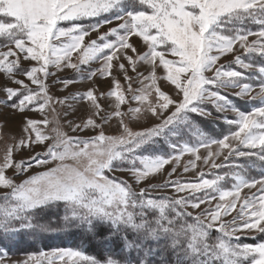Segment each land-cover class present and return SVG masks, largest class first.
I'll list each match as a JSON object with an SVG mask.
<instances>
[{"label": "snow or ice", "instance_id": "obj_1", "mask_svg": "<svg viewBox=\"0 0 264 264\" xmlns=\"http://www.w3.org/2000/svg\"><path fill=\"white\" fill-rule=\"evenodd\" d=\"M0 76V112L21 118L18 136L0 123V264H264V174L248 175L264 170V0H0ZM206 105L234 130H202ZM185 155L197 182L171 179ZM201 164L229 171L208 179ZM69 230L99 255L10 258L22 234Z\"/></svg>", "mask_w": 264, "mask_h": 264}, {"label": "rangeland", "instance_id": "obj_2", "mask_svg": "<svg viewBox=\"0 0 264 264\" xmlns=\"http://www.w3.org/2000/svg\"><path fill=\"white\" fill-rule=\"evenodd\" d=\"M85 24H87L88 22L85 21L84 22ZM111 26H115V23H113V25ZM249 28H251L252 30H258L259 26H247ZM106 29H101V31H105ZM91 38H95V34L92 35ZM250 40L251 39H254V37H250L249 38ZM240 54H242V50L240 51ZM260 58V57H256V62L259 63L257 61V59ZM234 57L232 54H228L227 56L225 57H222L221 58V61L219 63L221 64H228L230 61H233ZM95 66V65H93ZM231 67L234 68L235 70H238V71H244L243 69H240L237 65H235L234 63L231 64ZM62 76L64 77H73V78H76L75 75L73 73H71V71H66L64 73L61 74ZM246 75H249V73H246ZM4 82V78L2 76H0V83H3ZM48 83L51 84L52 83V80L51 78H49L48 80ZM58 87L59 86H56V87H53L51 89L52 91V94L55 95V96H62V95H65L66 93H62L60 91H58ZM84 87L85 85H81L79 83H77L76 85H73L71 88H70V91L72 92H76V91H83L84 90ZM109 88V85L108 83H101V91H107ZM233 91H236V90H226L224 92V94H227L229 95L230 99L232 100L231 97H235L233 95H231V93ZM233 101V100H232ZM234 103V102H233ZM256 106H259V101H252V102H249L245 108L241 109V110H245V111H250L253 107H256ZM206 107L208 108L209 111H212V113H216L214 111V109L212 108L211 105H206ZM58 112H61L62 110L61 109H57ZM28 115L32 116L33 118L35 119H41V116L39 113H36V112H30L28 113ZM216 115H219L216 113ZM224 115H228L229 117H233L234 114L229 112V113H226ZM85 116V110L83 107H79V110L72 114V115H69L67 117H64L62 114L60 115V121H61V124H65V121L66 120H77L79 121L80 119H82L83 117ZM215 117L217 116H214L212 118H209V119H216ZM222 120V119H221ZM7 122L5 124V127L3 129L4 133H15L17 136L19 135V128H20V121H21V118L19 116H16V117H12L8 112L7 110H3L2 112H0V123H3V122ZM223 122V120H222ZM224 123V122H223ZM225 128L227 130V132L225 134H227L229 131L231 130H234V126H228L227 124H225ZM224 127V126H223ZM65 130L68 131L67 127H65ZM203 130V128H202ZM206 133L207 131L204 130ZM70 135H81V136H88L90 135V133H71L69 132ZM209 134V133H208ZM194 142V141H193ZM203 152V150H201ZM170 152V151H169ZM24 156H29L30 154L25 152L23 153ZM222 159V158H221ZM189 160V156L185 155L182 157L181 161H180V164L179 166H177V170H176V173L173 174V176L171 177L172 180H181L182 182H197L198 181V177L196 175V173L194 171H189L187 173H185L183 171V166L187 163V161ZM243 161L247 162L246 160L243 159ZM218 163L221 162V161H217ZM174 165H168L166 166L165 170H164V175H161L159 177H157L156 179L152 180L150 179L148 181V183H163L165 180L169 179V177H167V172H170L172 167ZM200 169L203 170L206 174L205 178H208V179H211V178H214V175L217 173V171H219V169H209L207 166H204V165H200ZM44 169L42 168H33L32 169V173H35L37 171H43ZM9 175H11V172L8 173ZM111 175V174H110ZM114 175L117 177V178H123V179H127L128 178V174L127 173H122V172H116L114 173ZM255 178H260V176H257ZM17 179H20V178H17ZM231 183L232 181H225L224 182V186L225 187H231ZM173 191V189L169 188V189H166L164 190L162 193L160 192H153L152 195H160V194H171ZM257 192V189H244L241 193V196H245V195H252L254 193ZM197 195H203V193H199ZM219 201L216 200V201H213V206L218 203ZM202 207H207V205H202ZM239 209H237L238 211ZM233 216L236 215V212H233L232 213ZM49 234H45V235H40V236H32L30 234H27L26 236V241L27 242H30V243H37V239L39 240H45L46 237L48 236ZM54 235L58 236V240L56 239V242L52 243V245L49 247V248H45V249H35L33 251H30V252H27V253H21V254H10V258L11 260H22V259H25L26 258V255L27 254H39L40 252H45V253H48V252H51L52 250L54 249H57V248H73V249H79L81 251H84L86 254H89V255H99V249L97 248L95 242L89 240L87 238L86 235L82 234V233H79V232H76V231H61V232H58V233H54ZM53 239H55L53 237ZM261 239L260 236H257L255 240H253L252 238L248 237V236H244L241 234V240L240 242L241 243H256V242H259V240ZM58 241V242H57ZM57 264H59V261H57Z\"/></svg>", "mask_w": 264, "mask_h": 264}, {"label": "trees", "instance_id": "obj_3", "mask_svg": "<svg viewBox=\"0 0 264 264\" xmlns=\"http://www.w3.org/2000/svg\"><path fill=\"white\" fill-rule=\"evenodd\" d=\"M247 26H253V24H249ZM258 26V25H255ZM257 61L260 63L261 62V58H258ZM233 102L240 108L243 109L245 108V106L249 103L247 100H241L238 99L236 97H231ZM214 116H218L216 115V113H213ZM198 125L203 128V130H206L207 133H209V135H211L214 138H221L226 132V128L224 123L222 122L221 119H207L204 120L202 123L200 120H197ZM224 126V127H223ZM156 147H161V145H157ZM166 147V146H163ZM170 151V149L168 150ZM240 163L243 164H247V162L243 161V159H241L239 161ZM225 171H229V169H219V173H223ZM262 174H264V170H262L259 166L255 169V170H250L248 172V175L250 177H257V176H261ZM26 236L27 234H22L17 241H15L14 243L8 244L7 245V250L10 254H21V253H27L30 251L37 249H45V248H49L52 243L56 242V239L58 240V236L54 235V234H49L45 240H39L37 239V243H30L26 241ZM53 237L55 239H53ZM58 242V241H57ZM0 247H3L2 245H0Z\"/></svg>", "mask_w": 264, "mask_h": 264}]
</instances>
